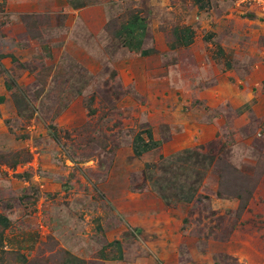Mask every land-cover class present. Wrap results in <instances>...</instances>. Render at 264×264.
Listing matches in <instances>:
<instances>
[{
	"label": "rangeland",
	"instance_id": "1",
	"mask_svg": "<svg viewBox=\"0 0 264 264\" xmlns=\"http://www.w3.org/2000/svg\"><path fill=\"white\" fill-rule=\"evenodd\" d=\"M106 1L167 30L197 2ZM210 1L228 70L204 45L133 54L117 20L68 0H0V243L31 228L20 215L45 227L30 260L0 244V264H63L121 223L117 264H264V5ZM138 138L159 145L137 156Z\"/></svg>",
	"mask_w": 264,
	"mask_h": 264
},
{
	"label": "crops",
	"instance_id": "2",
	"mask_svg": "<svg viewBox=\"0 0 264 264\" xmlns=\"http://www.w3.org/2000/svg\"><path fill=\"white\" fill-rule=\"evenodd\" d=\"M58 1V0H57ZM194 13L189 17L185 18V22L175 26L172 30H167L165 27H158L151 24V20L148 16L147 11L141 12L137 9H132L131 16L125 17L124 14L128 13L125 7V13L123 17L119 15V11L116 12L114 9V3H109L106 0H68L67 7L71 11H75V14H85L91 12L95 14L92 16L93 22L96 26L104 27L108 22L118 21L117 30L115 35L119 41L125 46V48L133 54L139 56H148L153 51H164L173 50L179 51L184 49H191L199 45L208 46L211 50H214V58L216 62L221 63L222 66L228 70L231 69V53L226 49V45L218 43L215 38L213 29L210 28V20L207 18V13L210 7V0H196ZM116 2V1H115ZM123 9V8H122ZM131 10V9H130ZM200 12V14H199ZM9 87L2 85L0 82V105L6 103L9 96ZM240 111L235 110V115L238 118ZM153 137V136H152ZM152 140V139H151ZM156 140V139H155ZM153 145L158 146L157 141ZM192 143H181V147L191 148ZM150 151V150H149ZM149 153L148 151H142L141 155ZM162 154L167 160L168 156L172 154L166 146L162 149ZM161 155H158L159 158ZM119 197L113 199L116 202L120 199ZM183 196V197H181ZM180 198L186 204H189L194 199L193 189L190 188L188 193L181 195ZM124 197V192L121 194V198ZM161 207H166L167 203L165 198L161 196ZM159 201V200H158ZM3 214L6 219H10V210H4ZM20 212V210H19ZM20 221L32 223L31 228L26 231H21L15 226L9 228V235L4 236L1 239V245L5 248L3 250L15 252L21 254L27 259H31L39 249H34L37 246L39 240H42V235L45 229L44 226H39L38 223L32 219L29 215H20ZM19 221V220H17ZM131 223L135 222L134 219ZM14 223V220L11 219ZM5 225H8L6 222ZM120 229L107 234V241L102 249H64L68 256L63 261V264H117L122 261L125 257V246L120 242H116L115 236L118 233L125 232V227L121 223Z\"/></svg>",
	"mask_w": 264,
	"mask_h": 264
},
{
	"label": "built area",
	"instance_id": "3",
	"mask_svg": "<svg viewBox=\"0 0 264 264\" xmlns=\"http://www.w3.org/2000/svg\"><path fill=\"white\" fill-rule=\"evenodd\" d=\"M235 1H236V3L242 4L243 6L252 5V4H254V5H257V4L264 5V0H235ZM143 142H144L143 144H140L137 147V149H139L140 151L145 149V146L147 145V143H149L147 141L146 142L143 141Z\"/></svg>",
	"mask_w": 264,
	"mask_h": 264
},
{
	"label": "trees",
	"instance_id": "4",
	"mask_svg": "<svg viewBox=\"0 0 264 264\" xmlns=\"http://www.w3.org/2000/svg\"><path fill=\"white\" fill-rule=\"evenodd\" d=\"M148 136H149V139L151 140L152 139V134L150 132L148 133ZM137 141L140 142L139 145L144 143L143 142L144 140H142V138H138ZM151 143H152V141H150L149 143H147V145L145 146V149H143L142 151L147 152L149 150H152L155 146L152 145ZM137 156H142L141 155V151L138 152Z\"/></svg>",
	"mask_w": 264,
	"mask_h": 264
}]
</instances>
